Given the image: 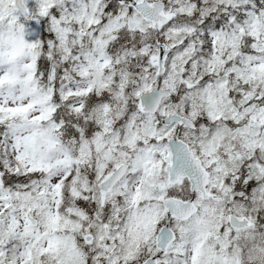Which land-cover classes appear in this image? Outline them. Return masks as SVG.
<instances>
[{"label":"snow or ice","instance_id":"6c2138e0","mask_svg":"<svg viewBox=\"0 0 264 264\" xmlns=\"http://www.w3.org/2000/svg\"><path fill=\"white\" fill-rule=\"evenodd\" d=\"M0 264H264V0H0Z\"/></svg>","mask_w":264,"mask_h":264}]
</instances>
